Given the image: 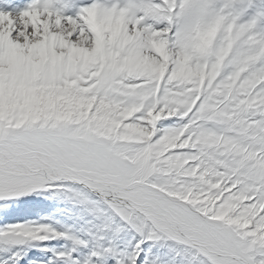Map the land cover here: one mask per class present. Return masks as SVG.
I'll use <instances>...</instances> for the list:
<instances>
[{
	"label": "snow or ice",
	"instance_id": "1",
	"mask_svg": "<svg viewBox=\"0 0 264 264\" xmlns=\"http://www.w3.org/2000/svg\"><path fill=\"white\" fill-rule=\"evenodd\" d=\"M22 262L264 264V0L0 11V264Z\"/></svg>",
	"mask_w": 264,
	"mask_h": 264
},
{
	"label": "rangeland",
	"instance_id": "2",
	"mask_svg": "<svg viewBox=\"0 0 264 264\" xmlns=\"http://www.w3.org/2000/svg\"><path fill=\"white\" fill-rule=\"evenodd\" d=\"M30 2H31V0H24L23 3L22 2L12 3L11 1L8 2V0L7 1L6 0H0V11L11 12L13 15H16V14H18L19 11L24 10ZM84 2L89 3V2H91V0H84ZM112 2H116V0H112ZM49 210H51V209L50 208L45 209V211H49ZM37 255H39V254L35 253V252H29V254H28L29 258H31L33 256H37ZM22 264H24V262H22Z\"/></svg>",
	"mask_w": 264,
	"mask_h": 264
},
{
	"label": "bare ground",
	"instance_id": "3",
	"mask_svg": "<svg viewBox=\"0 0 264 264\" xmlns=\"http://www.w3.org/2000/svg\"><path fill=\"white\" fill-rule=\"evenodd\" d=\"M7 1V0H6ZM11 1L12 3L14 2H17V3H20V2H24V0H8V2ZM2 4V3H1ZM25 4V3H24ZM2 7V6H1ZM4 9V8H3ZM20 9V8H19ZM6 10V9H5Z\"/></svg>",
	"mask_w": 264,
	"mask_h": 264
}]
</instances>
